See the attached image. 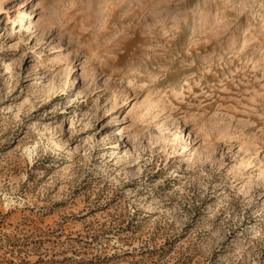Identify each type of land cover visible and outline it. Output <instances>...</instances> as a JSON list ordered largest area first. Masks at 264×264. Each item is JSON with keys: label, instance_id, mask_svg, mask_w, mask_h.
<instances>
[{"label": "rangeland", "instance_id": "rangeland-1", "mask_svg": "<svg viewBox=\"0 0 264 264\" xmlns=\"http://www.w3.org/2000/svg\"><path fill=\"white\" fill-rule=\"evenodd\" d=\"M0 19V264H264V0Z\"/></svg>", "mask_w": 264, "mask_h": 264}, {"label": "bare ground", "instance_id": "bare-ground-1", "mask_svg": "<svg viewBox=\"0 0 264 264\" xmlns=\"http://www.w3.org/2000/svg\"><path fill=\"white\" fill-rule=\"evenodd\" d=\"M29 10H30V9H29ZM10 12H12V9L7 10V12L5 13L6 16H7V18H10V16H11ZM22 18H23V17H20V18H16V19H14L15 24H20V25H21V24L23 23ZM28 18H29V16L27 17V19H28ZM0 20H1V19H0Z\"/></svg>", "mask_w": 264, "mask_h": 264}]
</instances>
